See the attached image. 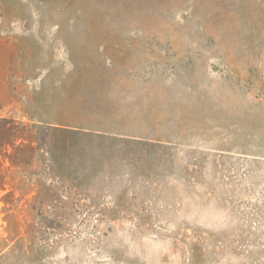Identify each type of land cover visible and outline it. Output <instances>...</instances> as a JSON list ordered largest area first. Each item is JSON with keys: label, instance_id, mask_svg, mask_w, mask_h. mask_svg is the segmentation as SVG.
<instances>
[{"label": "rangeland", "instance_id": "1", "mask_svg": "<svg viewBox=\"0 0 264 264\" xmlns=\"http://www.w3.org/2000/svg\"><path fill=\"white\" fill-rule=\"evenodd\" d=\"M0 264H264V0H0Z\"/></svg>", "mask_w": 264, "mask_h": 264}]
</instances>
